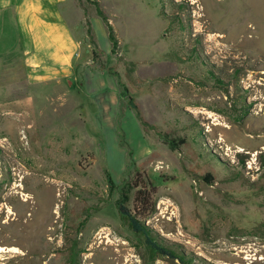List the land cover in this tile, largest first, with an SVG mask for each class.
<instances>
[{"label": "rangeland", "instance_id": "rangeland-1", "mask_svg": "<svg viewBox=\"0 0 264 264\" xmlns=\"http://www.w3.org/2000/svg\"><path fill=\"white\" fill-rule=\"evenodd\" d=\"M63 12L78 60L114 81L118 120L129 129L131 112L149 148L99 132L90 97L24 85L16 42L1 39L0 264H67L73 245L77 264H183L147 262L120 221L114 201L135 172L156 186L145 223L189 264H264V0H73Z\"/></svg>", "mask_w": 264, "mask_h": 264}, {"label": "crops", "instance_id": "crops-1", "mask_svg": "<svg viewBox=\"0 0 264 264\" xmlns=\"http://www.w3.org/2000/svg\"><path fill=\"white\" fill-rule=\"evenodd\" d=\"M72 1L0 0V41L4 38L8 42L15 40V46L8 45L7 51H15L20 57L17 68L24 85L52 90L66 88L67 95L90 97L96 107L99 132L105 129L113 132L119 127L131 145L149 148L144 144L139 123L131 112L127 111L125 115L126 121H131V129L118 120V94L114 81L78 60L80 41L63 12V6ZM92 91L96 93L89 94ZM81 100L84 101V97ZM106 109L108 113L104 116Z\"/></svg>", "mask_w": 264, "mask_h": 264}, {"label": "trees", "instance_id": "trees-1", "mask_svg": "<svg viewBox=\"0 0 264 264\" xmlns=\"http://www.w3.org/2000/svg\"><path fill=\"white\" fill-rule=\"evenodd\" d=\"M96 13L104 23L107 38L110 42V51L116 52L118 41L114 28L107 16L96 3ZM87 33L92 38V32L88 28ZM93 39V38H92ZM93 43H95L93 41ZM109 193L115 188L113 179L107 174ZM155 184L144 172H135L129 181L128 188L121 187L118 198L114 201L119 219L135 236L139 237L144 245L143 259L152 263L157 258L164 257L171 261L178 260L183 264L192 262L175 245L168 243L165 238L157 235L155 231L145 223V220L153 214L156 205ZM131 191V192H130ZM175 244V245H174ZM79 250L76 245L71 246L67 257V264H77Z\"/></svg>", "mask_w": 264, "mask_h": 264}, {"label": "bare ground", "instance_id": "bare-ground-1", "mask_svg": "<svg viewBox=\"0 0 264 264\" xmlns=\"http://www.w3.org/2000/svg\"><path fill=\"white\" fill-rule=\"evenodd\" d=\"M2 251H7V249L3 246H0V252H2Z\"/></svg>", "mask_w": 264, "mask_h": 264}]
</instances>
